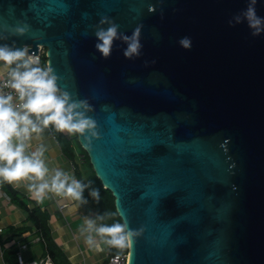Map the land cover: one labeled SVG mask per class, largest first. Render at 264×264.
Returning a JSON list of instances; mask_svg holds the SVG:
<instances>
[{"label":"water","instance_id":"water-1","mask_svg":"<svg viewBox=\"0 0 264 264\" xmlns=\"http://www.w3.org/2000/svg\"><path fill=\"white\" fill-rule=\"evenodd\" d=\"M29 45L96 121L77 141L143 229L127 264H264V0H0V47Z\"/></svg>","mask_w":264,"mask_h":264},{"label":"clouds","instance_id":"clouds-1","mask_svg":"<svg viewBox=\"0 0 264 264\" xmlns=\"http://www.w3.org/2000/svg\"><path fill=\"white\" fill-rule=\"evenodd\" d=\"M252 3L254 4L255 0H252ZM246 18L249 27L256 30L254 35L258 34L261 30V19L256 17L253 7L248 8ZM104 22L105 20L101 21ZM18 31L23 34L22 29ZM96 35L102 42L97 44V49L104 57H108L112 42L117 36V25L113 24L107 31L100 30ZM138 35V30L133 33L125 52L126 57L138 54ZM182 44L189 46L187 40L182 41ZM26 54V49L11 50L6 46L0 47V62L6 66L16 65L9 73L10 82L7 86L16 92L20 101L14 106L11 94H0V180L10 184L25 179L38 181L39 183L30 185L29 189L38 201L42 200L48 191L81 200L85 185L60 170L55 171L49 181V169L41 158L43 153L33 152L26 155L25 142L31 139L33 133H40L49 125L54 126L58 132L79 134L85 140H88L86 133L98 138L99 134L95 131L96 121L78 111L80 108L90 110L86 101L69 103V94L60 92L57 77L52 74L51 67L42 69L30 66L29 61L25 59ZM88 146H91L90 140ZM92 195L98 197V192L94 190ZM87 226L89 229L94 228V222L87 221ZM95 231L107 238L105 242L108 245L117 249H128L133 238L140 235L143 229L134 232L128 229L126 222H117L110 226L95 227ZM86 243L91 246L92 238L88 237Z\"/></svg>","mask_w":264,"mask_h":264},{"label":"crops","instance_id":"crops-1","mask_svg":"<svg viewBox=\"0 0 264 264\" xmlns=\"http://www.w3.org/2000/svg\"><path fill=\"white\" fill-rule=\"evenodd\" d=\"M13 68V66H6L0 62V75ZM50 126L51 135L45 130L32 134L31 139L27 141L29 151L25 154L43 153L41 158L49 169L47 176L49 181L57 170L64 172L70 178H75L73 166L52 132L54 126ZM60 133L66 138L72 136L67 132ZM35 183L39 182L25 179L9 183V185L20 194L21 199L30 209L33 204H36L48 214L47 225L51 237L71 264H103L109 245L105 242L107 238L95 231V227H99L95 209L89 206L83 195L81 200H75L63 194L57 195L48 191L44 198L38 201L33 192L29 190L30 185ZM61 205L65 207L59 210ZM26 218L27 212L13 202L0 185V228L2 229L0 232V264H15L9 252L18 250L21 244H26V249L22 251L26 262L38 260L46 255L43 242L34 234L32 223ZM89 220L94 222L92 229L87 226ZM20 227H26V231L18 235L15 229ZM88 237L92 238L91 246L86 243Z\"/></svg>","mask_w":264,"mask_h":264},{"label":"trees","instance_id":"trees-1","mask_svg":"<svg viewBox=\"0 0 264 264\" xmlns=\"http://www.w3.org/2000/svg\"><path fill=\"white\" fill-rule=\"evenodd\" d=\"M41 68L46 69L45 55L41 58ZM52 132L61 144L65 156L72 162L75 178L85 185L82 195L89 206L95 209L99 226H110L114 223L122 222L116 212L114 198L111 192L104 189L99 179L95 176L85 151L77 141L76 134H72L71 138H66L53 127ZM77 152L84 154V163L77 162ZM0 185L5 189L10 199L27 212L26 220L32 223L34 234L43 242L45 253L51 258L53 264H71L63 251L54 243L51 237L47 225L48 214L44 210H41L36 204H33V207L30 209L27 203L21 199L20 194L13 190L9 183L0 180ZM94 190L98 192V197L92 195ZM24 231H26V227L15 229V232H17L18 235H21ZM16 251L17 250H13L9 252V254L13 256L15 264H17ZM125 252H127V249H117L110 245L108 247L109 255ZM103 263H105V261Z\"/></svg>","mask_w":264,"mask_h":264},{"label":"built area","instance_id":"built-area-1","mask_svg":"<svg viewBox=\"0 0 264 264\" xmlns=\"http://www.w3.org/2000/svg\"><path fill=\"white\" fill-rule=\"evenodd\" d=\"M30 48L29 46H26L24 49L28 50ZM45 48L41 45L37 46V55H34V53H27L26 54V60L29 61V65L32 67H41V58L43 55H45ZM15 68V67H14ZM21 70H23L21 68ZM12 71V69L10 70H6L4 71L1 75H0V94L3 95H9L11 94L13 96V105L16 106L20 103L18 96L16 94V92L10 87L7 86L10 82V76L9 73ZM33 119H35L33 117ZM43 130L47 131L51 133V126L49 125L47 128H44ZM53 137V136H52ZM26 143V148H25V152L29 151V146ZM76 159L77 162L79 163H84L85 161V157L83 153H76ZM71 162V161H70ZM72 164V162H71ZM73 166V164H72ZM65 207V205H61L59 206V210L63 209ZM2 231V229L0 228V232ZM26 249V244H21L16 252V260L18 264H53L51 258L46 254L45 256H43L42 258L32 261V262H26L23 258L22 255V251ZM127 258H128V253H119V254H113V255H109L108 252H106L105 254V258L104 261L105 263L103 264H127Z\"/></svg>","mask_w":264,"mask_h":264},{"label":"rangeland","instance_id":"rangeland-1","mask_svg":"<svg viewBox=\"0 0 264 264\" xmlns=\"http://www.w3.org/2000/svg\"><path fill=\"white\" fill-rule=\"evenodd\" d=\"M13 67H16V66H13Z\"/></svg>","mask_w":264,"mask_h":264}]
</instances>
